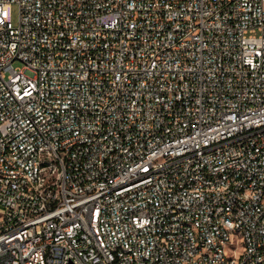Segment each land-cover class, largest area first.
I'll list each match as a JSON object with an SVG mask.
<instances>
[{
  "label": "built area",
  "instance_id": "2783aa9c",
  "mask_svg": "<svg viewBox=\"0 0 264 264\" xmlns=\"http://www.w3.org/2000/svg\"><path fill=\"white\" fill-rule=\"evenodd\" d=\"M0 264H264V0H0Z\"/></svg>",
  "mask_w": 264,
  "mask_h": 264
},
{
  "label": "rangeland",
  "instance_id": "374dc122",
  "mask_svg": "<svg viewBox=\"0 0 264 264\" xmlns=\"http://www.w3.org/2000/svg\"><path fill=\"white\" fill-rule=\"evenodd\" d=\"M12 21H13V23H14L15 25L18 24V22H19V9H18L17 6H14V7L12 8ZM15 66H16V67H20L21 64H20V63H16Z\"/></svg>",
  "mask_w": 264,
  "mask_h": 264
}]
</instances>
